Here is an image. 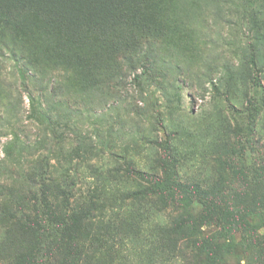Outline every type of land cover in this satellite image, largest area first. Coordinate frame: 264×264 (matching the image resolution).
<instances>
[{
  "label": "rangeland",
  "instance_id": "374dc122",
  "mask_svg": "<svg viewBox=\"0 0 264 264\" xmlns=\"http://www.w3.org/2000/svg\"><path fill=\"white\" fill-rule=\"evenodd\" d=\"M260 3L156 0L145 17L159 29L140 34L130 64L119 54L99 61L97 53L93 71L57 57L70 46L56 30L30 31L22 52L0 43V182L15 188L0 192V264L38 244L35 264L62 257L58 230L30 227L34 219L24 221L18 211L27 212L29 187L38 181L31 172L44 157L55 177L62 166L75 177L71 206L91 209L76 244L78 264H264ZM144 68L145 79L135 81ZM46 89L55 103L47 100L50 124H39L27 95ZM166 162L175 181L215 196L172 204L138 194L149 184L135 171L161 177ZM176 220L182 227L174 233Z\"/></svg>",
  "mask_w": 264,
  "mask_h": 264
},
{
  "label": "trees",
  "instance_id": "16d2710c",
  "mask_svg": "<svg viewBox=\"0 0 264 264\" xmlns=\"http://www.w3.org/2000/svg\"><path fill=\"white\" fill-rule=\"evenodd\" d=\"M155 2L156 0H0V43L11 53L22 52L25 47L23 38L30 31L47 33L56 30L61 33L65 42L70 46L69 50L60 49L57 51V57L63 53L65 58H72L77 69L93 71V65L90 63L97 53H99V61L102 59H106V62L110 61L119 54L130 64L132 60L129 55L130 51L132 54L136 53L138 39L144 38L140 34L155 32L159 29L145 17L151 12L148 10L152 6L153 13L155 12ZM257 10L258 12L264 11V5L260 3ZM256 22L257 17L254 14L252 16L254 32L257 26ZM255 35L257 34L255 33ZM255 35L254 41L256 40ZM81 43L88 45L89 50L87 52L84 50L73 51ZM249 46L250 49L253 48L251 44ZM141 53L147 57L151 54V49L148 48L146 52L142 50ZM40 54L51 57L53 53L41 51ZM250 58V65L255 68V65L258 64L254 56ZM263 66L261 69L258 67L254 70L252 81H256L259 72L264 69ZM16 71L20 86L26 88L25 73L21 69ZM146 74L147 68H144L140 75H134L133 79L135 81L145 79ZM53 98L52 89H46L36 96L28 92L29 110L32 118L39 124H50L46 104L49 99L50 103L54 104ZM2 101L3 98L0 97V107H2ZM5 153L8 155V151L5 150ZM44 158L35 162V169L31 172L38 181L35 182V190L29 187L31 198L28 200L30 203L27 212L24 214L20 205H18V211L24 221L28 220L29 215L34 219L30 227L34 226L36 229L43 230L47 225H52L55 233L58 230L60 234V241L56 248L62 254L61 259H50L44 261L43 264H78L81 253L79 254L80 250L76 244L79 234L83 231L85 221L90 218L91 209L83 210L71 206L75 177L70 179L68 174L70 168L62 166L60 173L56 170V174L60 175L55 177L50 171L49 162ZM161 165L163 167L161 177L135 171L138 177L146 180L149 184V188L138 192V194H151L162 202L169 200L172 204H187L196 199L209 200L215 196L210 192L202 191L197 184L185 186L175 181L167 167V162ZM14 190L15 188L11 185L0 182L1 195H8L10 191ZM56 195L59 198L57 202H55ZM20 222L22 223V221ZM23 224L27 226L26 223ZM181 227V222L176 220L172 230L177 233L180 232ZM37 247L39 244L32 253L29 251L28 254L19 255L11 264H35L39 257V248ZM40 259L39 257L37 262L41 261Z\"/></svg>",
  "mask_w": 264,
  "mask_h": 264
}]
</instances>
